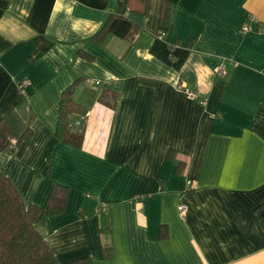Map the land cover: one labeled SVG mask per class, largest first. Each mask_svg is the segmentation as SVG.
Returning a JSON list of instances; mask_svg holds the SVG:
<instances>
[{"label":"crops","instance_id":"obj_1","mask_svg":"<svg viewBox=\"0 0 264 264\" xmlns=\"http://www.w3.org/2000/svg\"><path fill=\"white\" fill-rule=\"evenodd\" d=\"M71 86L79 148L54 137ZM8 111L32 136L0 169L60 264H264V0H0Z\"/></svg>","mask_w":264,"mask_h":264},{"label":"trees","instance_id":"obj_2","mask_svg":"<svg viewBox=\"0 0 264 264\" xmlns=\"http://www.w3.org/2000/svg\"><path fill=\"white\" fill-rule=\"evenodd\" d=\"M142 3V2H141ZM93 37L102 43L108 36V24ZM161 27L166 31L169 24V5L164 3L161 14ZM139 28L132 25L126 35L131 42ZM66 89L61 96L57 126L54 137L60 142L79 148L82 143V128H74L69 121L73 111L71 91ZM32 130L24 125L14 111L0 119V150L12 155L21 143L29 140ZM67 189L55 185L47 199L46 214L56 216L63 212ZM42 210L26 206L22 197L9 181L6 171L0 169V264H60L34 225ZM64 264H92L87 257Z\"/></svg>","mask_w":264,"mask_h":264},{"label":"built area","instance_id":"obj_3","mask_svg":"<svg viewBox=\"0 0 264 264\" xmlns=\"http://www.w3.org/2000/svg\"><path fill=\"white\" fill-rule=\"evenodd\" d=\"M251 21L253 23H257V21L252 18ZM249 27L248 25H244L242 27V31L246 32L248 31ZM262 31V29L260 30ZM215 73L219 76H224L225 75V71L222 67H219L217 69H215ZM29 85L28 81H23L21 82L20 84H18V93L21 95V96H25L26 93H25V89L26 87ZM177 89L178 91L182 92L189 100H195L197 98V95L194 91H190V90H187L183 87V85L180 83L178 84L177 86ZM198 104L201 106V107H205L206 106V100L203 98V99H200L198 101ZM75 126L76 127H80L81 126V122L80 121H77L75 123ZM187 185L190 187L191 186V182L188 181L187 182ZM105 211V207L104 206H101V208L98 210V212H103ZM177 211H178V215L181 219L184 218L185 214H186V211H187V206L186 204L184 203H180L178 206H177Z\"/></svg>","mask_w":264,"mask_h":264}]
</instances>
